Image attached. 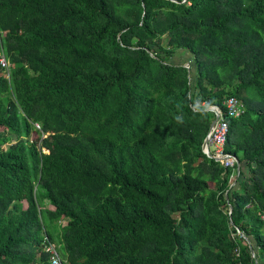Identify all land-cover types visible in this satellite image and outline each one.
Segmentation results:
<instances>
[{
    "label": "trees",
    "instance_id": "trees-1",
    "mask_svg": "<svg viewBox=\"0 0 264 264\" xmlns=\"http://www.w3.org/2000/svg\"><path fill=\"white\" fill-rule=\"evenodd\" d=\"M0 54V264H264V0H0Z\"/></svg>",
    "mask_w": 264,
    "mask_h": 264
},
{
    "label": "built area",
    "instance_id": "built-area-1",
    "mask_svg": "<svg viewBox=\"0 0 264 264\" xmlns=\"http://www.w3.org/2000/svg\"><path fill=\"white\" fill-rule=\"evenodd\" d=\"M7 63L2 54H0V67L6 70ZM226 112L229 116L238 117L243 112L242 104L233 96H228L223 102ZM216 112L217 118L207 129L205 139L202 143V152L215 161H219L223 167H233L235 165V157L224 152V145L227 133V124L220 118V111L217 106L210 105ZM235 173V168H234ZM235 175H237L235 173ZM232 184V183H231ZM261 220L264 222V213L260 215ZM51 253V262L58 264V258L53 246L46 247Z\"/></svg>",
    "mask_w": 264,
    "mask_h": 264
},
{
    "label": "water",
    "instance_id": "water-1",
    "mask_svg": "<svg viewBox=\"0 0 264 264\" xmlns=\"http://www.w3.org/2000/svg\"><path fill=\"white\" fill-rule=\"evenodd\" d=\"M184 66L187 67V65H184ZM207 109L210 110V111L213 113V118H212V120L210 121L209 126H208V128H209V127L211 126V124L214 122V120L217 118V115H216L215 110H214L211 106L207 107ZM204 139H205V138H204ZM207 157H208V156H207ZM238 170H239V165H238L237 160H235V173H236V174L238 173ZM230 210H231V207L229 206V207H228V214H229ZM236 233H237L240 237H243L247 242H249L248 239H247L246 237L243 236V234L241 233V231H239L238 229H236ZM250 254H251V256H253V253H252L251 250H250Z\"/></svg>",
    "mask_w": 264,
    "mask_h": 264
},
{
    "label": "rangeland",
    "instance_id": "rangeland-1",
    "mask_svg": "<svg viewBox=\"0 0 264 264\" xmlns=\"http://www.w3.org/2000/svg\"><path fill=\"white\" fill-rule=\"evenodd\" d=\"M178 56H180L179 54H177V59H175V60H177V61H179V62H181V63H183V65H187V63H186V61H183V58L182 57H178ZM209 107V106H208ZM35 124V123H34ZM36 132H34V131H32L31 133H30V136H29V138H36ZM3 146H6V144H3ZM45 151V150H44ZM231 182H233V181H231ZM23 206H24V202H23Z\"/></svg>",
    "mask_w": 264,
    "mask_h": 264
},
{
    "label": "clouds",
    "instance_id": "clouds-1",
    "mask_svg": "<svg viewBox=\"0 0 264 264\" xmlns=\"http://www.w3.org/2000/svg\"><path fill=\"white\" fill-rule=\"evenodd\" d=\"M5 59V58H4ZM7 67V66H6ZM3 69V68H2ZM3 72L5 73V75L7 74V69L6 70H4L3 69ZM49 245H51V246H53V248H54V245H53V243L51 242L50 244H48V243H46L45 245H44V251L46 250V247L47 246H49ZM57 258H58V264H61V261H60V259H59V256H57ZM51 261V260H50Z\"/></svg>",
    "mask_w": 264,
    "mask_h": 264
}]
</instances>
